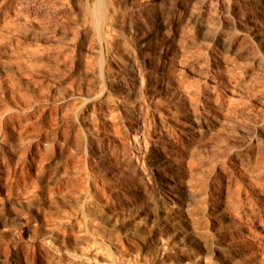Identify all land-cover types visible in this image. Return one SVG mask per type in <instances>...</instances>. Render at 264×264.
<instances>
[{
	"label": "rangeland",
	"instance_id": "1",
	"mask_svg": "<svg viewBox=\"0 0 264 264\" xmlns=\"http://www.w3.org/2000/svg\"><path fill=\"white\" fill-rule=\"evenodd\" d=\"M174 255L264 264V0H0V264Z\"/></svg>",
	"mask_w": 264,
	"mask_h": 264
},
{
	"label": "bare ground",
	"instance_id": "2",
	"mask_svg": "<svg viewBox=\"0 0 264 264\" xmlns=\"http://www.w3.org/2000/svg\"><path fill=\"white\" fill-rule=\"evenodd\" d=\"M136 76V75H135ZM133 76L134 78H136ZM185 117L188 119H194V116L191 115L189 110L185 111ZM175 197H178L177 194H175ZM165 205H171L176 203V199L169 198L167 200L162 201ZM148 212V211H147ZM176 220L181 219L180 216L175 218ZM171 227L174 229H177V231L182 235L185 239H187L191 244H195L198 246H201L203 250L210 251L212 249H219L220 256L227 262H233V256L230 255L229 249H227L226 245H229L231 243V238L228 237V235H223L219 238V244L218 245H212L208 240L207 236L198 228H193L192 230L185 229L181 225V221H178L176 223L170 224ZM187 262V260L182 256H176L174 255L173 259H170L169 264H182L183 262ZM163 262H167L166 259H163Z\"/></svg>",
	"mask_w": 264,
	"mask_h": 264
}]
</instances>
